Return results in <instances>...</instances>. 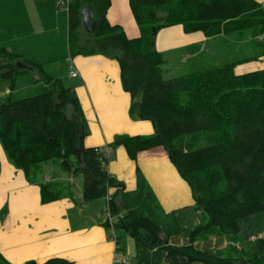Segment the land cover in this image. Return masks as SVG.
I'll list each match as a JSON object with an SVG mask.
<instances>
[{"label": "trees", "instance_id": "16d2710c", "mask_svg": "<svg viewBox=\"0 0 264 264\" xmlns=\"http://www.w3.org/2000/svg\"><path fill=\"white\" fill-rule=\"evenodd\" d=\"M139 35L126 37L123 29L110 25L106 12L110 0H70L68 49L70 57L102 54L117 60L123 89L131 97L130 113L137 111L153 126L150 135L118 136L113 145L124 146L134 160L142 150L164 148L168 159L191 188L196 205L206 222L193 229L188 245L164 244L155 221L133 209H126L114 228L122 229L148 249L165 250L168 255L186 257V263L264 264V240L251 257H222L195 249L197 236L215 231L237 235L241 221L264 214V67L242 74L234 68L249 59L224 62L177 77L164 78L165 58L155 49L156 33L167 26L182 24L185 32L201 31L205 36L262 31L264 10L253 0H128ZM91 6L96 28L91 36L83 31L80 10ZM21 60L31 62L0 48V80L12 83L24 72L14 67ZM35 70V69H34ZM36 83L41 91L0 104V142L9 159L23 170L29 182L40 189V200L48 203L72 194V185L44 181L40 168L59 160L67 175L82 176V202L106 196L118 187L105 169L95 147H84L87 134L78 99L58 78L40 70ZM71 106L79 120L66 115ZM64 155H61V149ZM64 189V190H63ZM111 196L113 215L119 208ZM0 264H8L0 256ZM71 264L63 258L42 263Z\"/></svg>", "mask_w": 264, "mask_h": 264}, {"label": "crops", "instance_id": "0c3cea01", "mask_svg": "<svg viewBox=\"0 0 264 264\" xmlns=\"http://www.w3.org/2000/svg\"><path fill=\"white\" fill-rule=\"evenodd\" d=\"M62 1L0 0V48L36 66L33 73L24 71L12 83L0 80V104L8 98L21 99L16 96L20 76H26L20 80H32L30 83L35 88L37 85L42 88V83L35 82L38 70L50 77L65 75L69 79L67 87L75 93L85 120L87 134L82 140L83 146L110 148L105 169L119 186L109 188L108 194L114 195L119 213H124L125 208L133 209L155 221L167 244L188 245L193 229L206 222L204 213L163 147L142 150L132 160L124 146L113 145L118 136L150 135L153 126L142 120L137 111L130 113L131 97L122 87L116 59L102 54L70 57L68 11ZM253 1L264 10V0ZM106 19L110 25L120 26L128 38L139 35L128 0H110ZM214 38L217 37L205 36L201 31L185 32L182 24H173L156 33L154 46L164 58L180 50L198 57ZM258 62L261 63L257 68L241 71L237 65L234 71L242 74L262 69L264 58ZM253 64L256 66V62ZM70 71L76 76L70 77ZM66 115L79 120L69 105ZM69 179L73 181L74 177L69 175ZM81 184L80 178L71 195L42 203L39 186L28 181L0 142V256L3 261L42 263L57 257L71 264H119L116 262V250H119L129 264H203L186 263V257L168 255L165 250L148 249L124 230L110 228L103 216L105 196L82 202ZM229 240L228 234L205 232L204 236L195 238L193 246L202 251H223L228 249Z\"/></svg>", "mask_w": 264, "mask_h": 264}, {"label": "rangeland", "instance_id": "374dc122", "mask_svg": "<svg viewBox=\"0 0 264 264\" xmlns=\"http://www.w3.org/2000/svg\"><path fill=\"white\" fill-rule=\"evenodd\" d=\"M261 30L262 31L260 32L257 31V29L254 30V34L253 32L246 31L240 34L234 33L230 36L218 35L216 36L217 38L211 40L204 47L198 57L193 56L190 53H186L184 50L168 54L165 56V63L162 66L163 77H177L182 74H187L209 66L219 65L224 62L249 59L258 53L264 52V29L261 28ZM83 32L85 33L84 28L81 33ZM259 58H264V56ZM253 62H256V66ZM260 63L261 62L256 60L241 63L238 64V66L241 67V71H244L254 69L255 67L257 68ZM238 70L239 68L236 69L237 72ZM64 71L68 75V68ZM20 77L17 78L18 80L16 82V96L25 98L40 92V85H37V88H35L30 83L32 80L28 82L26 80H20ZM54 78L60 79L65 87L68 86L66 82L67 80L69 81V79L66 80L65 75ZM59 163V160H50L48 163L43 164L40 168L38 177L45 181L53 180L55 182H63L70 185L73 184L72 188L77 187L80 178L82 179L81 175L74 174V180H68L69 175L61 171ZM75 182L77 184H75ZM229 236L230 240L228 241V249L223 251H214V253L222 257H251L254 253H257V243L259 240H264V214H256L242 220L241 231L237 235ZM262 253L264 254V250Z\"/></svg>", "mask_w": 264, "mask_h": 264}, {"label": "built area", "instance_id": "2783aa9c", "mask_svg": "<svg viewBox=\"0 0 264 264\" xmlns=\"http://www.w3.org/2000/svg\"><path fill=\"white\" fill-rule=\"evenodd\" d=\"M70 0H63L62 1V4L65 5V8L67 9V5L69 3ZM69 76L70 77H75L76 76V73L73 72V71H70L69 72ZM94 150L97 152V153H100L101 155V158L102 160L104 161H108L109 159V153H110V148L108 146H104V147H95ZM110 176V175H109ZM111 177V176H110ZM106 198V206L104 207L103 209V216L105 218V222L106 224L114 229V225L115 223H117L118 219L121 217L122 214H118V215H113L111 213V210H110V207H109V202L111 201V196L110 194H106L105 196ZM114 241H115V238H114ZM116 255H117V259H116V262H118L119 264H129V261H128V258L126 256H123L122 253H120L119 250H116Z\"/></svg>", "mask_w": 264, "mask_h": 264}, {"label": "water", "instance_id": "95a60500", "mask_svg": "<svg viewBox=\"0 0 264 264\" xmlns=\"http://www.w3.org/2000/svg\"><path fill=\"white\" fill-rule=\"evenodd\" d=\"M80 20H81V24L87 34V36H91L96 28V21L94 19L93 16V10L91 6H85L83 8H81L80 10ZM14 67L18 70L21 71H25L28 73H33L34 72V68L29 65L24 63L21 60H16L14 62ZM140 117V115H139ZM61 155H64V149H61ZM163 243L166 245L167 244V240L164 238L163 239Z\"/></svg>", "mask_w": 264, "mask_h": 264}]
</instances>
